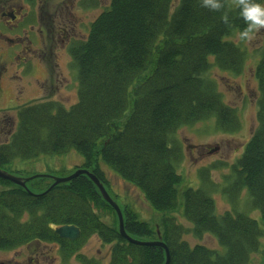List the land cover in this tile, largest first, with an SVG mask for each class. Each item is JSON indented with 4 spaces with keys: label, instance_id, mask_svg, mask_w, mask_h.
<instances>
[{
    "label": "trees",
    "instance_id": "1",
    "mask_svg": "<svg viewBox=\"0 0 264 264\" xmlns=\"http://www.w3.org/2000/svg\"><path fill=\"white\" fill-rule=\"evenodd\" d=\"M172 3L110 0L90 23L86 39L73 40L68 47L77 73V100L69 107L53 100L19 106L16 122H7V137L0 143V168L14 160L73 150L83 158L77 169L106 185L102 162L161 214L156 228L126 209L124 229L137 241L160 237L169 252L168 264H248L252 254L261 252L264 236L258 221L246 213L258 211L264 220V49L255 66L256 127L222 177L221 193L229 208L219 213L208 175L211 167L198 169L199 188L178 190L183 152L174 134L208 119L222 133L240 129L236 109L224 102L209 73L214 67L241 74L246 50L233 37L246 25L236 0H223L218 12L203 8L200 0H178L173 9ZM49 182L43 188L22 187L0 178V251L47 242L58 245L62 264L72 259L103 264L81 252L96 235L109 246L105 264L165 263L162 248L129 242L97 216L92 206L100 196L89 177ZM179 198L189 226L174 216ZM64 225L76 226L80 236L74 241L59 238L54 230ZM187 235L198 241L190 244ZM205 235L213 238L215 248L199 241Z\"/></svg>",
    "mask_w": 264,
    "mask_h": 264
},
{
    "label": "rangeland",
    "instance_id": "2",
    "mask_svg": "<svg viewBox=\"0 0 264 264\" xmlns=\"http://www.w3.org/2000/svg\"><path fill=\"white\" fill-rule=\"evenodd\" d=\"M27 1L29 2V0L22 2ZM177 2L178 0H173L172 9ZM97 3L98 5H95L93 0H34V4H30L33 14L37 12L42 18L40 25L31 23V26H26L23 30L22 40L29 38L30 50L23 51L28 46L27 41L20 45H12L9 42L8 46L4 44L3 50L0 48V143L6 140L7 122H16V109L19 106L47 100L59 102L65 107L75 103L77 73L76 69L71 67L68 47L73 40L86 39L90 23L109 5L110 0H97ZM63 28L66 33L64 39L58 35L59 30ZM17 33L20 34L18 31L10 32L12 35ZM37 35H40V44L37 43ZM233 40L246 50V61L241 74L232 75L213 67L209 75L215 79L224 102L236 109L241 121L240 129L234 133H222L216 129L214 120L208 119L192 126H183L174 134L183 152V161L177 168L181 178L178 190L181 191L187 186L199 188L201 180L197 174L198 169L211 167L208 175L212 182V197L219 213L229 208L227 200L221 193L222 177L229 172L230 165L241 155L256 127L258 92L255 66L260 51L264 49V30L256 33L252 41H241L238 33L234 35ZM39 47L40 53L36 52ZM213 148L216 151L211 153L210 150ZM82 163L83 158L72 150L64 155H43L34 160H14L5 166L4 170L26 179L24 187L43 188L41 185L50 184L51 180L54 184L55 177L69 176ZM100 164L108 180L103 186L119 207L123 224L125 210L130 209L137 213L139 219L159 228L161 214L151 208L141 191L123 181L102 162ZM97 192L100 201H94L92 206L94 212L105 224L118 228L117 213L103 199L98 188ZM243 194L246 195V192ZM243 197L245 196L241 197L242 203ZM181 205L179 198L174 216L184 226H189L182 219ZM246 213L256 219L264 229V220L260 218L258 211ZM186 239L192 245L198 241L190 235H187ZM199 241L209 247H216L215 241L209 235H205ZM260 251L251 255L248 264H263L264 236L260 242ZM81 252L88 257L99 259L103 264L109 259V246L102 245L96 235L91 236ZM0 264L62 263L59 259L58 245L32 241L16 250L0 251ZM68 264L77 263L72 259Z\"/></svg>",
    "mask_w": 264,
    "mask_h": 264
},
{
    "label": "flooded vegetation",
    "instance_id": "3",
    "mask_svg": "<svg viewBox=\"0 0 264 264\" xmlns=\"http://www.w3.org/2000/svg\"><path fill=\"white\" fill-rule=\"evenodd\" d=\"M22 1L23 0H0V48L2 50L4 49V44H7L8 46L9 42L12 45H20L21 43L27 41L28 46L25 47L23 51H29V44H31V41L28 37L27 40L25 38L22 40L24 37L23 30H25L26 26H31V23L38 26L42 22V18H40L41 14H37V12L36 14H33V10H30V4H34V0H29V2L27 1V4ZM29 11H31V13ZM51 20L52 16L50 15V21ZM11 31H18L20 34L17 33L12 35L10 34ZM64 32V28L58 32V35L60 34L62 39L66 36V33ZM37 43L40 44V35H37ZM38 51L39 53L41 52L40 47L36 49V52ZM14 94L15 93L13 92V95Z\"/></svg>",
    "mask_w": 264,
    "mask_h": 264
},
{
    "label": "water",
    "instance_id": "4",
    "mask_svg": "<svg viewBox=\"0 0 264 264\" xmlns=\"http://www.w3.org/2000/svg\"><path fill=\"white\" fill-rule=\"evenodd\" d=\"M216 151V149L212 150L211 152ZM81 174H85L87 175L90 180L96 185V187L98 188V190L101 193V196L103 197V199L115 210V212L117 213L118 219H119V225H118V230L119 233L122 237H124L125 239H127L129 242H133V243H137V244H145V245H151V246H158L160 248H162L165 251V263L164 264H168L169 263V252L168 249L165 245L164 242H162V240L157 239L156 241H149V242H142V241H137L132 239L131 237H129L126 234V231L124 229V224H123V219L121 216V212L119 207L117 206V204L111 199V197L109 196V194L106 192L103 184L99 181V179L91 172L85 170V169H77L75 172H73L72 174H70L69 176L66 177H62V178H58L55 177L53 178L54 180V184H58V183H64V182H68L71 179H73L74 177L81 175ZM0 178L10 181L13 184L19 185L24 187L25 186V180L22 177H18L16 175H13L3 169L0 168ZM52 185V186H53ZM55 233L57 234V236L59 238L62 239H68L71 241L76 240L79 235H80V231L77 227L73 226V225H65V226H61L55 229Z\"/></svg>",
    "mask_w": 264,
    "mask_h": 264
},
{
    "label": "clouds",
    "instance_id": "5",
    "mask_svg": "<svg viewBox=\"0 0 264 264\" xmlns=\"http://www.w3.org/2000/svg\"><path fill=\"white\" fill-rule=\"evenodd\" d=\"M203 8L218 12L223 7V0H200ZM238 15L246 27L238 34L241 41H252L255 34L264 30V0H236ZM227 23L226 16L224 17Z\"/></svg>",
    "mask_w": 264,
    "mask_h": 264
}]
</instances>
